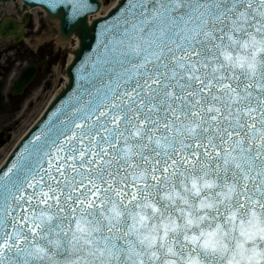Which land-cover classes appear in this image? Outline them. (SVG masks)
Returning a JSON list of instances; mask_svg holds the SVG:
<instances>
[{"label":"snow or ice","instance_id":"obj_1","mask_svg":"<svg viewBox=\"0 0 264 264\" xmlns=\"http://www.w3.org/2000/svg\"><path fill=\"white\" fill-rule=\"evenodd\" d=\"M101 49L0 177V264H264V0H133Z\"/></svg>","mask_w":264,"mask_h":264},{"label":"water","instance_id":"obj_2","mask_svg":"<svg viewBox=\"0 0 264 264\" xmlns=\"http://www.w3.org/2000/svg\"><path fill=\"white\" fill-rule=\"evenodd\" d=\"M10 0H0V2H8ZM23 2L24 7L30 8L40 7L47 14L48 20H58L59 22V37L62 40H67L71 35L78 38L79 48L72 54L74 59L66 68L64 75L67 78L65 87L57 94L51 102L41 120L31 129L18 147L13 151L11 156L6 161L5 165L0 169V177L8 169L20 163L21 156H27L29 151L33 149V143L37 136L46 132L54 123H58L57 117L63 119L62 113L68 111L71 104H74L78 94L82 92L83 79L86 75L85 67L91 66L97 56V51L101 50V44L104 40V35L111 25L123 14L125 9L133 0H124V7L110 16V13L105 17L92 22L90 26L86 23L87 15L95 13L97 10L89 8L82 16L76 17L72 10L67 7L72 0H19ZM90 5L98 4L95 0H86ZM121 2V1H120ZM119 2V4H120ZM55 4L56 7H52ZM118 4V5H119ZM23 7V8H24ZM117 7V6H116ZM11 28L14 24L9 25ZM35 70L30 68L24 71L18 80L13 93L19 94L32 80ZM87 98V97H85ZM0 180V203L3 202V187Z\"/></svg>","mask_w":264,"mask_h":264},{"label":"rangeland","instance_id":"obj_3","mask_svg":"<svg viewBox=\"0 0 264 264\" xmlns=\"http://www.w3.org/2000/svg\"><path fill=\"white\" fill-rule=\"evenodd\" d=\"M99 1L102 3L103 11H106L114 0ZM7 8L11 10L12 6L10 5ZM38 17H40L39 14ZM32 30L33 26L27 28L25 37L26 40L31 41V47L34 49H29L21 44L11 52L14 53L21 51L28 53L25 55L27 64L32 60L30 57L35 58L36 54L37 56L41 55L45 60L40 66L34 82L26 90L23 96L14 100H9L8 104L6 102L9 108V113L6 114L5 119L4 117H0V133L3 131L4 134L5 132H8V139L0 147V163L23 131L37 118L39 113L43 110L51 93L55 91L56 87L61 83L60 71L64 68L69 53L67 46L59 48L56 46L54 40L56 37V31L53 26L44 23L41 18L39 30L36 33H33ZM40 37L49 38V41H45L39 47H36L37 45L35 42H37ZM55 59L56 62L54 61ZM13 81L14 78L8 81L5 85L4 95L7 98L6 100L9 98L8 92Z\"/></svg>","mask_w":264,"mask_h":264},{"label":"flooded vegetation","instance_id":"obj_4","mask_svg":"<svg viewBox=\"0 0 264 264\" xmlns=\"http://www.w3.org/2000/svg\"><path fill=\"white\" fill-rule=\"evenodd\" d=\"M2 56L4 58L3 50L0 51V80L5 81L8 73H9V65L7 64L6 61H4L2 59Z\"/></svg>","mask_w":264,"mask_h":264},{"label":"bare ground","instance_id":"obj_5","mask_svg":"<svg viewBox=\"0 0 264 264\" xmlns=\"http://www.w3.org/2000/svg\"><path fill=\"white\" fill-rule=\"evenodd\" d=\"M102 12V11H101ZM46 39V41H48L49 40V38L47 39V38H45V37H42V38H40V39H38L37 40V45H40L42 42L41 41H43V40H45ZM27 45H29V43H26ZM58 45H60V46H64L65 44H62V43H58Z\"/></svg>","mask_w":264,"mask_h":264}]
</instances>
